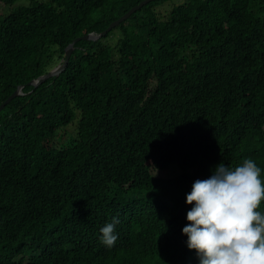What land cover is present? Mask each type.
I'll return each instance as SVG.
<instances>
[{"label": "trees", "instance_id": "trees-1", "mask_svg": "<svg viewBox=\"0 0 264 264\" xmlns=\"http://www.w3.org/2000/svg\"><path fill=\"white\" fill-rule=\"evenodd\" d=\"M28 1L0 11V264H200L194 181L264 170V0L151 1L38 86L143 0Z\"/></svg>", "mask_w": 264, "mask_h": 264}, {"label": "clouds", "instance_id": "clouds-1", "mask_svg": "<svg viewBox=\"0 0 264 264\" xmlns=\"http://www.w3.org/2000/svg\"><path fill=\"white\" fill-rule=\"evenodd\" d=\"M262 171L247 158L235 168L220 163L209 178L194 181L182 233L200 264H264V211L257 210L264 200ZM119 224L113 216L100 228L102 245L115 246Z\"/></svg>", "mask_w": 264, "mask_h": 264}, {"label": "water", "instance_id": "water-1", "mask_svg": "<svg viewBox=\"0 0 264 264\" xmlns=\"http://www.w3.org/2000/svg\"><path fill=\"white\" fill-rule=\"evenodd\" d=\"M154 1V0H143L141 1L139 4H137L136 6H134L133 8H131L126 14H124L122 17H120L119 19H117L116 21L112 22L109 27L104 30L102 33L98 34V33H88L85 34L81 37L76 38L72 43H70L68 45V47L66 48V52H65V60L63 61L62 64H60L59 66H57L56 68H54L53 70L49 71L48 73L40 76L38 79L32 80L29 84L30 85H34V86H38L40 84H42L44 81H46L48 78L52 77V76H56L59 75L62 71L65 70V68L68 65L69 59L73 53L74 47L76 42L80 41V40H99L101 37H103L104 35H106L109 31H111L114 27L118 26L121 24V22L125 21L126 19H128L134 12H136L137 10L141 9L144 5L148 4L149 2ZM22 87H19L8 99L7 101L0 107V109H2L9 101L12 100V98L18 96L21 93Z\"/></svg>", "mask_w": 264, "mask_h": 264}, {"label": "rangeland", "instance_id": "rangeland-1", "mask_svg": "<svg viewBox=\"0 0 264 264\" xmlns=\"http://www.w3.org/2000/svg\"><path fill=\"white\" fill-rule=\"evenodd\" d=\"M183 0H168L167 2H164L162 4H160L159 6L156 7V10L157 12H161L163 14H167V12L169 11V9L173 6H175L176 4H179L180 2H182ZM29 1L28 0H18L15 4H12V5H2L0 7V11L3 10V6H4V9L5 10H8V11H11L12 8H14L16 5H20V4H28ZM120 37V29H116L106 40H104V44L106 45H115V43H117V40L118 38ZM79 118H80V114L79 112H77V116L76 118L74 119L73 123L71 125L75 126L76 125V128H77V125H78V121H79ZM73 129V131H72ZM75 128H71L69 129V131H72L74 132ZM70 137V136H69ZM69 137H65V141L68 142L69 140ZM64 142V143H66ZM153 173L157 176H162V177H165L166 175L169 174L168 171H156L154 170Z\"/></svg>", "mask_w": 264, "mask_h": 264}]
</instances>
